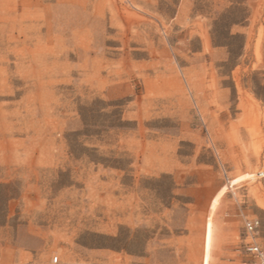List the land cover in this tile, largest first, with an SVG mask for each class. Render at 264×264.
I'll return each instance as SVG.
<instances>
[{"label":"rangeland","instance_id":"obj_1","mask_svg":"<svg viewBox=\"0 0 264 264\" xmlns=\"http://www.w3.org/2000/svg\"><path fill=\"white\" fill-rule=\"evenodd\" d=\"M251 238L264 0H0V264H256Z\"/></svg>","mask_w":264,"mask_h":264},{"label":"built area","instance_id":"obj_2","mask_svg":"<svg viewBox=\"0 0 264 264\" xmlns=\"http://www.w3.org/2000/svg\"><path fill=\"white\" fill-rule=\"evenodd\" d=\"M259 228L260 221L258 219L248 221L246 224V232L250 237L255 235ZM244 250L254 259L256 264H264V250L253 238L245 243Z\"/></svg>","mask_w":264,"mask_h":264}]
</instances>
